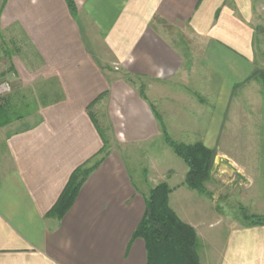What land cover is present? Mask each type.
Segmentation results:
<instances>
[{"label": "crops", "instance_id": "obj_1", "mask_svg": "<svg viewBox=\"0 0 264 264\" xmlns=\"http://www.w3.org/2000/svg\"><path fill=\"white\" fill-rule=\"evenodd\" d=\"M73 2L0 0V81L30 107L0 126V264H146L133 234L160 182L201 264H264V224L222 207L237 197L264 216V0ZM156 113L172 140L214 150L208 196L186 164L178 180L153 161L152 187L135 184L121 152L164 139Z\"/></svg>", "mask_w": 264, "mask_h": 264}, {"label": "trees", "instance_id": "obj_2", "mask_svg": "<svg viewBox=\"0 0 264 264\" xmlns=\"http://www.w3.org/2000/svg\"><path fill=\"white\" fill-rule=\"evenodd\" d=\"M71 10H75L73 0H65ZM256 75V74H255ZM259 76L264 78V72ZM10 99L0 97V126L20 115L6 106ZM159 120L165 142L172 151L187 165L185 184L199 193L209 195L205 182L210 179L215 156L214 150L207 148L201 142L186 144L172 140L164 130L163 122ZM101 157L91 166L77 168L70 176L58 200L49 211L62 218L71 207L80 186L89 173L103 161ZM171 188L166 182H160L152 187L146 199L145 213L133 236L143 240L146 250V264H201L197 252L198 239L195 229L182 221L168 205V195ZM242 220L247 225H263L264 216L242 213Z\"/></svg>", "mask_w": 264, "mask_h": 264}, {"label": "rangeland", "instance_id": "obj_3", "mask_svg": "<svg viewBox=\"0 0 264 264\" xmlns=\"http://www.w3.org/2000/svg\"><path fill=\"white\" fill-rule=\"evenodd\" d=\"M164 27L167 28L168 32L177 35L178 32H180L179 28L177 26L164 23ZM3 81V80H2ZM11 90V89H10ZM0 97L5 98L7 96L6 94L0 95ZM26 100V98H25ZM9 101V100H8ZM27 101V100H26ZM8 108L13 110L14 112L20 113V109H27L30 110L29 104L26 103H18V102H12L11 99L6 104ZM27 106V108H26ZM22 112V110H21ZM24 112V111H23ZM174 139H176L174 137ZM177 140V139H176ZM164 150V151H163ZM123 158L125 159L129 171L131 175L134 178L135 184L139 187L140 184L146 182L148 180V173H146V169L149 168L151 163L154 162H161V165L165 167L166 169L173 170L176 172L177 179H181L183 175V169L185 168V163L182 159H180L164 142V139L160 136L157 137L153 142L151 143H145L140 144L138 146L129 147L126 151L121 152ZM150 170V169H149ZM147 185L148 188L152 187V182H147L145 186ZM205 186V184H204ZM239 198L234 197L231 199L228 203L224 202V205L222 206L224 208V211L227 213H230L231 216L238 217V219L242 220V213L246 212L247 214H253V208L248 207H242ZM243 202V201H242Z\"/></svg>", "mask_w": 264, "mask_h": 264}, {"label": "built area", "instance_id": "obj_4", "mask_svg": "<svg viewBox=\"0 0 264 264\" xmlns=\"http://www.w3.org/2000/svg\"><path fill=\"white\" fill-rule=\"evenodd\" d=\"M11 89L8 81H0V95L7 94Z\"/></svg>", "mask_w": 264, "mask_h": 264}]
</instances>
